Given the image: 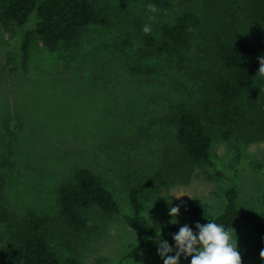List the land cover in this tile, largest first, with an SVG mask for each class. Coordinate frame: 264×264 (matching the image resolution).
<instances>
[{
  "label": "rangeland",
  "instance_id": "obj_1",
  "mask_svg": "<svg viewBox=\"0 0 264 264\" xmlns=\"http://www.w3.org/2000/svg\"><path fill=\"white\" fill-rule=\"evenodd\" d=\"M92 1L105 8L108 24H91L77 40L54 50L36 37L29 72L21 70L18 46L23 31L35 26L36 11L23 26L0 23V264H10L3 258L11 234L31 212L52 217L51 243L62 261L163 264L158 247L138 259H124L146 236L132 230L121 214L86 208L87 226L70 232L59 218L58 189L73 182L79 169L89 168L114 191L122 212L130 213L129 189L144 183L141 219L147 222L142 215L149 210L155 227L166 231L153 201L163 150L175 142L174 129L163 117L192 98L194 71L199 72L195 61L204 58L210 22L203 21V0H171L155 13L148 10L149 2ZM185 12L195 18L179 52L160 53L146 44L147 36L161 38L160 20L174 21ZM145 24L150 34L142 31ZM250 123L246 117L241 126ZM234 145L241 147L240 158ZM212 159L236 176L239 203L264 216V140L244 142L239 131L225 139L214 130ZM229 185L223 178L197 175L165 186L163 193L171 205L199 198L202 213L211 217L221 210ZM177 220L197 222L184 215ZM235 233L242 264H264L249 254L252 228L242 225Z\"/></svg>",
  "mask_w": 264,
  "mask_h": 264
},
{
  "label": "trees",
  "instance_id": "obj_2",
  "mask_svg": "<svg viewBox=\"0 0 264 264\" xmlns=\"http://www.w3.org/2000/svg\"><path fill=\"white\" fill-rule=\"evenodd\" d=\"M119 2H149L162 7L171 0H117ZM205 16L210 22L204 35V58L195 61V91L188 103L164 114L163 122L174 129L173 145L162 154L158 170V191L153 197L158 218L166 231L141 219L144 208V183L129 189L130 213H123L114 191L103 177L89 168H81L73 182L64 183L58 189L59 218L70 232H80L87 226L84 210L97 207L107 213L121 214L125 223L134 231L146 236L130 248L124 259H138L157 243L167 240L175 243L172 234L185 224L169 223V209L180 206V215L206 224L201 201L182 205L169 204L164 187L176 182H186L194 176L223 178L230 182L222 194L221 210L209 217L224 225L232 233L240 226L252 228L249 254L254 262L261 259L264 249V216L252 213L240 202V189L235 177L217 168L212 159L213 132L219 130L225 139L239 131L244 142L264 140V77L257 75L259 60L264 56V0H203ZM36 11L37 22L23 31L19 39L18 62L21 70H31V50L36 37L51 50L61 43H71L79 38L84 28L91 24H108L103 6L92 0H0V23L8 27L23 26ZM204 14V13H202ZM195 14L185 12L174 21L160 20L161 38L145 37L146 44L160 53L179 52L191 33ZM198 20V18L196 17ZM202 21V22H203ZM201 51V50H200ZM182 64V61H180ZM194 94V95H193ZM250 111H253L251 115ZM249 118V126H241ZM245 118V119H244ZM248 128L247 131H243ZM237 157L241 147L234 145ZM196 224V223H195ZM195 224H187L198 230ZM56 224L51 216L31 212L18 224L6 247L5 258L10 264H80L74 257L62 261L52 246ZM191 257L180 259V264Z\"/></svg>",
  "mask_w": 264,
  "mask_h": 264
},
{
  "label": "clouds",
  "instance_id": "obj_3",
  "mask_svg": "<svg viewBox=\"0 0 264 264\" xmlns=\"http://www.w3.org/2000/svg\"><path fill=\"white\" fill-rule=\"evenodd\" d=\"M147 8L153 13L158 11L154 4L147 5ZM142 31L145 34H150L152 29L150 25L145 24ZM257 59L259 60V68L256 74L264 77V56H259ZM168 215L171 218L169 223H178L177 217L180 215V206L170 207ZM142 216L151 227L156 226L149 210ZM205 218L209 221L206 224L196 222L197 232H194L193 228L187 224L181 226L178 232L172 234L174 245H170L164 239L157 243V254L163 260V264H180L181 256L185 259L191 257L190 264H242L236 233L233 237L231 231L226 229L224 225L217 224L214 218L210 219L206 213ZM173 252L175 254L170 255ZM259 257L264 261V249L260 250Z\"/></svg>",
  "mask_w": 264,
  "mask_h": 264
}]
</instances>
